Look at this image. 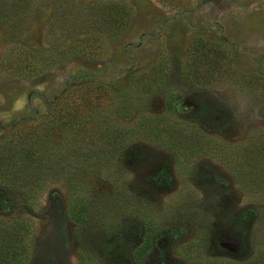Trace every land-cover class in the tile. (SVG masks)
<instances>
[{
    "label": "rangeland",
    "instance_id": "obj_1",
    "mask_svg": "<svg viewBox=\"0 0 264 264\" xmlns=\"http://www.w3.org/2000/svg\"><path fill=\"white\" fill-rule=\"evenodd\" d=\"M106 4L123 7L120 27L86 13ZM0 12L8 15L0 18V138L48 115L79 82L107 88L111 124L141 118L124 157L68 161L32 205L0 186V220L31 227L22 264H244L264 256V186L245 182L239 162L246 141L264 139V95L247 76L264 74V0H0ZM194 38L227 56L209 83L188 76ZM17 48L33 50L44 71L19 75ZM88 49L100 55L78 54ZM155 65V76L137 78ZM154 123L179 126L190 140L162 139ZM63 179L79 183L85 224L70 217L73 190Z\"/></svg>",
    "mask_w": 264,
    "mask_h": 264
},
{
    "label": "trees",
    "instance_id": "obj_2",
    "mask_svg": "<svg viewBox=\"0 0 264 264\" xmlns=\"http://www.w3.org/2000/svg\"><path fill=\"white\" fill-rule=\"evenodd\" d=\"M106 7V9H105ZM120 5H92L87 14H100L96 21L99 25L108 24L120 27L123 23L122 14L125 13ZM106 11H105V10ZM5 11V10H4ZM6 12V11H5ZM8 15L0 12V18ZM84 20V19H83ZM97 23V24H98ZM82 24V22H81ZM86 43V39H84ZM15 51L7 52L11 57ZM81 56L96 58L100 55L95 49L79 51ZM37 54L27 48H17V72L24 77H32L44 71L43 63L35 62ZM227 56L222 49L207 47L199 38H194L189 49V63L187 73L194 81L209 83L215 73L226 70L222 64ZM51 57L41 58V61H51ZM203 63L200 64L199 62ZM203 60V61H202ZM153 66L147 73H139L137 78L155 76ZM153 71V72H152ZM152 72V73H151ZM231 76L239 72L235 68L229 70ZM156 74V73H155ZM250 87H259L264 95V74L249 73ZM156 78V77H154ZM107 88L94 82H79L69 85L57 98L51 112L40 119L20 121L13 130L0 138V186L18 192L29 205L37 198L51 182V176L65 172L68 161H108L116 156L124 157L128 150L127 144L141 118L133 125L125 126L121 123L111 124L107 112L105 97ZM106 94V95H105ZM109 94V93H108ZM104 97V98H103ZM109 97V96H107ZM152 120L156 117L151 116ZM100 120V124L98 123ZM94 125H98L97 128ZM158 134H165L162 139H186L187 133L179 126L154 123ZM264 138V137H263ZM260 139V138H259ZM171 144V143H170ZM244 153L240 155L241 172L245 173V182L249 185L264 186V139L246 141ZM173 153H178L177 145H169ZM178 158V155L176 156ZM238 160V159H237ZM164 175V170L161 172ZM65 185L73 190L69 205V214L78 225L85 224L83 214V198L76 180H64ZM30 225L25 220H0V264H22L30 256L31 243ZM148 236L139 246L135 257L145 250ZM80 257L85 258V251L81 250ZM244 264H264V256L255 257Z\"/></svg>",
    "mask_w": 264,
    "mask_h": 264
}]
</instances>
